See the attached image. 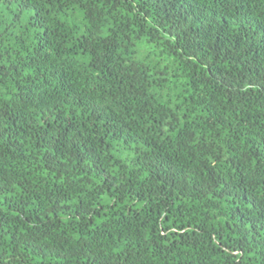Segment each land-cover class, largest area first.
<instances>
[{
  "label": "trees",
  "instance_id": "16d2710c",
  "mask_svg": "<svg viewBox=\"0 0 264 264\" xmlns=\"http://www.w3.org/2000/svg\"><path fill=\"white\" fill-rule=\"evenodd\" d=\"M0 264H264V0H0Z\"/></svg>",
  "mask_w": 264,
  "mask_h": 264
}]
</instances>
